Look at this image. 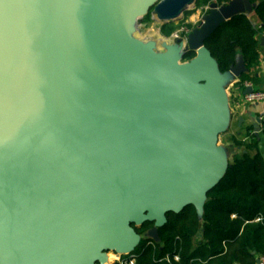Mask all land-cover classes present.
Masks as SVG:
<instances>
[{
	"label": "water",
	"instance_id": "water-1",
	"mask_svg": "<svg viewBox=\"0 0 264 264\" xmlns=\"http://www.w3.org/2000/svg\"><path fill=\"white\" fill-rule=\"evenodd\" d=\"M196 2L0 0V264H108L133 225L202 210L228 165L224 81L249 70L238 52L220 73L204 42L255 3H209L165 52L135 36Z\"/></svg>",
	"mask_w": 264,
	"mask_h": 264
},
{
	"label": "trees",
	"instance_id": "trees-1",
	"mask_svg": "<svg viewBox=\"0 0 264 264\" xmlns=\"http://www.w3.org/2000/svg\"><path fill=\"white\" fill-rule=\"evenodd\" d=\"M211 2L221 5L228 0H199L198 5ZM251 2L255 3L259 27L246 14H238L223 22L204 42L220 73L229 70L238 52L248 69L257 63L258 34L264 32V0ZM179 24L183 21L161 29L171 34ZM194 55L188 51L183 60ZM245 81H251L246 73L236 86L244 87ZM260 137L264 141V121ZM230 141L232 148L240 150L232 154L224 176L206 193L200 212L193 204L178 213L167 212L166 222L157 227L154 237L150 236L153 221L133 225L140 237L130 253L133 264H254L264 253V155L251 129L244 138L232 135Z\"/></svg>",
	"mask_w": 264,
	"mask_h": 264
},
{
	"label": "crops",
	"instance_id": "crops-1",
	"mask_svg": "<svg viewBox=\"0 0 264 264\" xmlns=\"http://www.w3.org/2000/svg\"><path fill=\"white\" fill-rule=\"evenodd\" d=\"M200 7L201 5L195 6V8L192 9L194 11L187 15L185 14L184 18L181 21H183V23L198 21L203 15V11L202 9H200ZM246 15L252 21L253 24H256L257 27H259L258 19L256 18L254 11ZM261 37H264V32H260L258 34L257 63L254 66L250 67L246 74H248V76L251 78V81L249 82L252 85L253 89L264 90V40L261 42ZM167 45H169V43L167 44L165 42V44H162V47L166 48ZM239 78H233L232 80L228 78L224 81L223 88L226 94L228 108L230 112V121L227 128H230V131L232 129V131H234V135H236L237 138H244L249 129L253 131L252 124L254 122V117L259 115L261 116L264 113V103H244L242 98L244 95L245 86H236V82ZM221 135L222 134L220 133L218 136V140ZM258 146L260 152L264 155V141H259Z\"/></svg>",
	"mask_w": 264,
	"mask_h": 264
},
{
	"label": "rangeland",
	"instance_id": "rangeland-1",
	"mask_svg": "<svg viewBox=\"0 0 264 264\" xmlns=\"http://www.w3.org/2000/svg\"><path fill=\"white\" fill-rule=\"evenodd\" d=\"M199 0H197L196 2V6L198 5ZM194 10H190L189 13H191ZM150 14L148 13L146 16H144V18L141 21V24L139 26L140 30L135 32V36L139 37L140 39H143L146 43H149L152 45V47L157 50L158 52H165L166 48L162 47V44H165V42L168 44L172 43V40L170 38V34L165 33L164 31H162L161 29V23L159 22H155L152 21L150 18ZM180 23H174V24H178ZM165 25H169V24H165ZM180 26V24L178 25V27ZM176 30V29H175ZM168 41V42H167ZM171 41V42H170ZM231 126V125H230ZM222 135L219 137L218 140V144L219 146H222L223 148H225V152H227V160L230 161L231 160V156L234 152H238L239 150H236L235 148H232V145H230V143H232L230 141V136L234 135V131H230V128L224 130L222 133ZM235 136V135H234ZM229 137V139H228ZM109 254V255H108ZM127 255L126 253H118L112 250H108L106 252V255L108 256V264H113L114 262H116L113 259L114 255ZM110 256V257H109Z\"/></svg>",
	"mask_w": 264,
	"mask_h": 264
},
{
	"label": "built area",
	"instance_id": "built-area-1",
	"mask_svg": "<svg viewBox=\"0 0 264 264\" xmlns=\"http://www.w3.org/2000/svg\"><path fill=\"white\" fill-rule=\"evenodd\" d=\"M200 9H202L204 13L208 9V5H202ZM200 20L201 18L195 22H184L176 30H174L171 33L170 38L172 40L181 39L182 41L185 42L187 34L191 31L193 27H195L200 22ZM243 85L247 87V86H250L251 84L250 82L245 81ZM242 100L244 103L264 102V90L253 89L250 93L244 94ZM260 119L262 123L264 121V113L260 116ZM173 258L177 259V255H174ZM113 259L118 264H133L134 263V256L130 253L127 254L126 256L125 254L123 256L120 254L114 255ZM166 259L168 260L169 258L166 257ZM254 264H264V253L257 258Z\"/></svg>",
	"mask_w": 264,
	"mask_h": 264
},
{
	"label": "bare ground",
	"instance_id": "bare-ground-1",
	"mask_svg": "<svg viewBox=\"0 0 264 264\" xmlns=\"http://www.w3.org/2000/svg\"><path fill=\"white\" fill-rule=\"evenodd\" d=\"M109 255V254H108ZM110 257V256H109ZM109 260V259H108Z\"/></svg>",
	"mask_w": 264,
	"mask_h": 264
}]
</instances>
